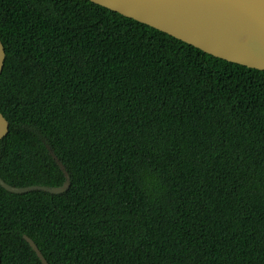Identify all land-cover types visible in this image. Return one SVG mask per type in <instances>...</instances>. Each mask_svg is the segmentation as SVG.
<instances>
[{"label":"trees","instance_id":"obj_1","mask_svg":"<svg viewBox=\"0 0 264 264\" xmlns=\"http://www.w3.org/2000/svg\"><path fill=\"white\" fill-rule=\"evenodd\" d=\"M0 264H264V70L90 0H0Z\"/></svg>","mask_w":264,"mask_h":264},{"label":"water","instance_id":"obj_2","mask_svg":"<svg viewBox=\"0 0 264 264\" xmlns=\"http://www.w3.org/2000/svg\"><path fill=\"white\" fill-rule=\"evenodd\" d=\"M110 10L157 28L213 56L264 70V0H90ZM5 49L0 41V73ZM8 121L0 112V140ZM64 180L61 185L13 186L0 177V186L11 193L33 190L62 193L70 184L63 163L46 144ZM22 238L42 264H49L33 239Z\"/></svg>","mask_w":264,"mask_h":264}]
</instances>
